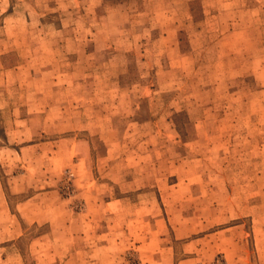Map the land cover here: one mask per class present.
<instances>
[{
    "label": "rangeland",
    "instance_id": "obj_1",
    "mask_svg": "<svg viewBox=\"0 0 264 264\" xmlns=\"http://www.w3.org/2000/svg\"><path fill=\"white\" fill-rule=\"evenodd\" d=\"M0 264H264V0H0Z\"/></svg>",
    "mask_w": 264,
    "mask_h": 264
}]
</instances>
